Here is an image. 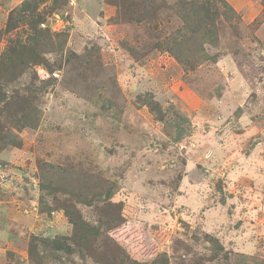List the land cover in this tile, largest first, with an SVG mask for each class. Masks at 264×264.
Here are the masks:
<instances>
[{
    "label": "rangeland",
    "instance_id": "rangeland-1",
    "mask_svg": "<svg viewBox=\"0 0 264 264\" xmlns=\"http://www.w3.org/2000/svg\"><path fill=\"white\" fill-rule=\"evenodd\" d=\"M23 1L0 0V56L27 40L25 23L7 32ZM194 1L228 16L184 66L161 42ZM224 1L155 0L145 18L129 0H62L47 17L43 63L4 88L41 121L2 118L22 143L0 153V264L78 241L66 209L104 227L45 264H264V0Z\"/></svg>",
    "mask_w": 264,
    "mask_h": 264
},
{
    "label": "trees",
    "instance_id": "trees-1",
    "mask_svg": "<svg viewBox=\"0 0 264 264\" xmlns=\"http://www.w3.org/2000/svg\"><path fill=\"white\" fill-rule=\"evenodd\" d=\"M52 1L51 7L47 10H40L42 5ZM127 0H124V2ZM131 4H139L142 7L143 17L147 18L153 9L155 0H129ZM62 0H24L14 12L15 16H9L7 32L19 28L20 23H25L29 27L26 41H15L13 45L8 46L7 50L0 56V153L8 146H21L20 137L12 130L7 128L2 123V118L8 114L10 122L14 127L21 131L26 128H37L40 124L39 109L34 106V101L23 97V99L13 97L4 91L5 87L11 86L21 77L30 67L39 66L44 61V55L51 47L52 36L48 30L41 28L47 21V17L57 12L58 5ZM226 8L227 2L219 0ZM232 11V9H230ZM184 11V12H183ZM181 10L180 17L184 22V28L179 30L174 36L162 41V47L174 56V58L184 66H193V55H202V60L209 58V55L204 49L205 43L215 44L217 42V34L209 24L220 16H228L227 12L221 13L219 8L213 6L211 1H194L188 3ZM233 12V11H232ZM150 19V18H148ZM191 44L193 46H191ZM161 47V48H162ZM196 47V48H193ZM31 89L26 92L29 95ZM150 106L154 110L156 104L150 102ZM44 189L55 187L52 183L42 186ZM111 197L112 193H106ZM86 205H89L87 203ZM71 224H73L75 238L67 236H57L53 239L39 238L41 245L44 248L43 255L34 246L30 250V257L33 255L38 260L37 264H45L46 258L54 256L57 258V253L65 252L72 253L74 251V243L76 246L87 249L94 236L104 227L101 223L98 225L89 226V223L82 221V216L75 210L66 209L65 212ZM78 232L81 234L79 235ZM80 237L82 239H80ZM77 240V239H76ZM33 259V258H32ZM153 264H164L163 256H160Z\"/></svg>",
    "mask_w": 264,
    "mask_h": 264
}]
</instances>
